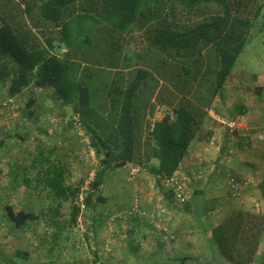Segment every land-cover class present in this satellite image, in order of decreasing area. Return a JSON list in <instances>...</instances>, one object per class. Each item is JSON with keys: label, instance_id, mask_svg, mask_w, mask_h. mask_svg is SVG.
Instances as JSON below:
<instances>
[{"label": "trees", "instance_id": "16d2710c", "mask_svg": "<svg viewBox=\"0 0 264 264\" xmlns=\"http://www.w3.org/2000/svg\"><path fill=\"white\" fill-rule=\"evenodd\" d=\"M263 7L260 0H0V85L7 86L9 94L15 97L32 86L51 88L60 108L66 109L60 114L63 125L65 122L74 131L79 117L99 160L96 168L92 167L96 169V178L85 198L88 209L97 212L107 203L103 189L112 171L138 164L159 180L168 190V197L176 199L175 190L164 182L180 177L187 191L189 181L179 172L205 112L183 103L175 105L174 93L172 99L162 96L159 102L169 106L171 113L157 121L144 140L143 135L150 128V123L144 122L145 111L161 80L155 77L159 69L156 67L155 72L140 66L125 80L127 70L120 71L122 62L117 58L129 48L126 45L130 35L147 31L157 58L163 55L174 60L162 62L170 68H162L165 74H158L175 83L184 75L197 79L195 67L206 66L204 54L210 50L217 59L212 96H223L232 69L251 34L253 18L260 17ZM88 32L92 39L87 37ZM87 58L93 63L103 60L95 65L115 69L113 74L120 76L105 82L100 96V107L107 110L109 104V112H114L107 119L93 118L97 97L92 87L94 74L81 67L84 66L81 60ZM146 63L151 66L152 62ZM255 92L264 97V87L258 86ZM36 107L37 98H30L26 103L29 118L37 114ZM142 147L147 148L146 159L141 156ZM35 150L32 167L37 170V178L33 188L46 194L48 204L39 214L17 204L7 205V217L17 230L30 222L56 227V241L63 230L58 219L63 205H72L74 222L82 213L79 195L85 179L77 185L70 184L69 165L60 163L55 149L38 146ZM39 150L43 152L38 154ZM29 179L25 182L30 188ZM203 200L204 210L192 203H187V208L203 224L215 264H264V214L235 210L212 227L206 215L215 211L218 203L215 199L208 202L204 197ZM134 217L140 225L141 216ZM17 256L26 260L29 253L19 251ZM213 260L184 257L179 261L213 264Z\"/></svg>", "mask_w": 264, "mask_h": 264}, {"label": "rangeland", "instance_id": "374dc122", "mask_svg": "<svg viewBox=\"0 0 264 264\" xmlns=\"http://www.w3.org/2000/svg\"><path fill=\"white\" fill-rule=\"evenodd\" d=\"M260 3L264 6V0H260ZM253 22L254 25L246 47L232 69V77L227 82V89L223 96H217L216 98L212 96L215 82L214 62L217 61L215 53L210 50L208 52L207 50L204 54L206 66L203 68L195 67V70L193 69L197 73V79L184 75L183 78L178 79L175 83H170L161 77L158 72L164 75L165 69L163 72L162 68L169 70L170 67L168 64L164 65L162 62H174V60H167L163 55H159L157 58L155 55L156 51L149 44L150 35L146 34L147 31H139L130 35L128 37V44L126 45L129 48H126L122 56L117 58L119 62H122L120 71L127 70L125 71L127 72L125 80L130 79L140 66L153 69L154 71L157 67L159 71H155L157 74H155V77L161 79L155 94L149 100L144 122H151L156 115L157 106L166 107L168 110L171 109L169 106L159 102V98L163 96V98L172 99V93L175 95V105L183 103L184 105H189L192 109H200L205 112L206 117L207 109L210 107H214L216 111H219L218 113L227 116V114L234 115V112L240 114V108L236 104L239 100L244 99L247 102L248 100L255 101L258 98L254 91L257 81L253 80L250 76L259 74L264 76V7L260 17L258 19L253 18ZM87 37L92 39L89 32ZM102 48L104 49L105 47L102 46ZM83 60H81L84 63V66L81 64L82 69L94 74L92 87H94L93 91L97 97L95 99L92 96L95 99L93 109L96 112L93 118L95 119L100 116L107 119L114 112H109V104H107V110L100 107V96H102L101 93L105 90V82L110 83L118 75L113 74L115 69L110 70L109 68H104V66L95 65L96 62H104L103 60L99 59L94 63L88 58L87 60ZM146 62H152L151 66ZM154 62L158 64L156 65ZM124 64L127 65L125 66L127 67L126 69H124ZM237 81H242L241 85L237 84ZM234 87L237 90L236 95L238 97H235L233 94ZM141 98H144V95H141ZM55 107L54 103V106L49 107L48 110L52 114H56V116L57 114L60 115L61 112H58L59 107L54 109ZM10 108H12L10 110L15 109L13 106ZM53 118L51 115L45 116L44 119L46 121L47 119L50 120V124H53L54 122H51ZM64 125H66L65 122ZM146 125L143 126V129H146ZM67 127L72 142L70 145L64 146L65 149H69L70 151L69 153L66 152L67 156L64 158L73 166L74 177L71 180L69 179L68 182L76 183L77 181L84 180L88 176V173L96 168L99 160L96 158L94 164L89 161L91 159V150L88 148V145L76 137V133L73 132L72 128ZM148 132V129H146L143 135L145 137L144 140H146ZM28 140L29 144L27 146L22 144L16 149L17 154L23 156L25 160L19 168L16 167V171H13L11 167L9 168V165L6 163H0V264H14L12 262L14 260L18 264H35V262L43 264H181L179 260L184 257H192L204 261H211L213 260L211 258H215L214 253L211 251L213 248L206 241V234L203 232L202 223L197 219L196 213L192 212V210L185 213L186 210L188 211L187 202L189 199L186 203H179L177 207L181 211V215H178L174 220H167L168 217L165 212L159 215V223L168 225L174 232L175 239H166L158 228H154L153 226L151 228L149 224L142 220L140 225L137 223L134 216L138 214L135 210L136 206H141L142 204L139 201L140 195L144 202H148L152 197L151 195L155 192L158 195L161 188L159 190L158 187L160 186H158L155 191H152L150 188H152V183H155L154 180L150 175H143L141 179L144 180V185L148 186L146 190H149V192H146L148 194H140L137 186L138 182L134 181L129 173L132 166L115 169L111 172L103 189V194L108 201L106 204L101 205L97 212L88 208L82 209V213L78 217L79 219L77 222H74L72 218V205L65 203L60 210L58 218L63 230L59 233L56 241H54V238L58 228H50L45 223L30 222L23 229H15L7 217V205L17 204L30 212L39 214L44 209V206L48 204L46 194L33 188V184H35V179L37 178L36 175L26 173L29 170V163L27 161L31 160L37 152L35 150L36 139L29 137ZM142 145L145 146V143H142ZM40 152L43 151L39 150L38 154ZM141 156H143V159L147 158L146 147H142ZM232 156L234 157V152ZM93 166L95 167L92 168ZM12 172H14L15 176H11ZM142 173H146L145 169ZM233 177L234 175H230L228 180L234 179ZM27 178H30L29 180L31 181L30 188L22 185L24 179ZM228 180H223V182L229 191L230 198H227L224 203L219 202L218 207H220V212H209L206 215L207 222L212 227L234 213V191L230 188ZM12 183L14 187L11 189ZM139 185L141 187V184ZM255 199L258 203L262 202L260 196ZM143 200L141 201L143 202ZM154 203L157 206L162 205L155 200ZM190 212L192 213L191 215ZM255 212L264 214V207L261 203ZM117 213L122 214V217L115 222H110L109 218L111 215ZM183 214L187 215L184 216ZM181 219H186L185 221L192 226L191 233L187 235V237H192V242H187L186 227L181 232L182 227L180 230H177L175 227L174 221L180 224ZM19 251L29 253L28 258L23 260L21 257H18ZM104 253L110 254L105 256ZM4 258L9 259L11 263L6 262ZM213 264H215L214 260Z\"/></svg>", "mask_w": 264, "mask_h": 264}, {"label": "crops", "instance_id": "0c3cea01", "mask_svg": "<svg viewBox=\"0 0 264 264\" xmlns=\"http://www.w3.org/2000/svg\"><path fill=\"white\" fill-rule=\"evenodd\" d=\"M250 77L257 81L254 91L258 86L264 87V76L259 74ZM240 83L242 81H237V84L241 85ZM236 91L234 87L233 94L235 97H238ZM32 97L37 98V114L33 118H29L26 103ZM257 97L255 101L248 100L247 102L242 99L236 103L240 108V114L247 115V120L245 128L238 131L234 137H230L227 131L221 127H218L215 131H209L207 127L210 121L207 120L205 115L203 116L196 136L186 154L184 165L179 172L185 178V181L186 179L189 181L187 196L189 195L190 197L188 196L189 200L187 203H192L194 207L197 205L200 211L204 210L203 207H205L204 197L208 202L215 199L218 204L219 202L224 203L227 198H230L229 191L223 182V180L227 181L230 175H234L233 178L242 185L241 191L234 194V211L243 209L246 211H256L260 203L264 207V185L262 186L264 184V97L261 98L259 95ZM49 98L50 100H48ZM9 100L15 102V107L13 108L17 110H10L12 108L3 107V103ZM54 103L56 106L54 109L59 107L58 112H61V114L66 112L65 108H60L58 100L51 88L42 89L32 86L15 97L9 94L7 86L0 85V163H6L9 165V168L11 167L13 171H16V167L19 168L25 162L24 157L18 155L16 149L22 144L27 146L29 144L28 139L31 137L36 139V147L46 146L49 149H55L61 159L60 163L69 165L70 172L68 173V181L74 177L73 166L64 158L67 156L66 152H70L64 146L70 145L72 142L71 135L68 132V127L63 125V120L60 119V115L57 114L56 116V114H52L48 110L49 107L54 106ZM164 108L166 110L164 113L170 114V109ZM67 111L69 110L67 109ZM51 115L54 117L51 121L54 122L53 124H50V120L47 119L46 121L44 119L45 116ZM234 115H237V113L234 112ZM234 115L227 114V117H233ZM3 141L5 143L1 145ZM233 152L234 157L232 156ZM32 161L33 157L27 161L29 163V170L26 173L36 174L37 170L33 169ZM13 175L15 176L14 172H12L11 176ZM143 175L149 176L150 174L148 172L140 173L134 179V181L138 182V190L142 195L143 193L149 192V190H146L148 186L146 187L144 180L141 179ZM150 177L155 182L152 183V188L150 189L155 191L160 186L158 189L160 190L161 188V191L158 192V195L155 194L156 192L153 193L149 199L150 202H144L140 195L139 198L143 200V202L140 201L142 203L141 207L148 208V210H155L159 215L165 212L168 217L167 220H174L178 215H181V211L177 207L179 206L178 200L173 197H168L170 196L167 192L168 190L159 180L155 179L152 175ZM192 180L194 181L192 182ZM79 182L70 184L77 185ZM13 183L10 186L11 189L14 187ZM139 184H141V187ZM22 185L25 187V179ZM255 195L257 197L260 196L262 202L258 203ZM154 200L160 202L162 205L157 206ZM188 211L186 210L185 213H188ZM216 212H220L218 205L216 210L211 213ZM183 215L185 216L187 214ZM185 220L181 219L180 224L174 221L175 227L177 230H180L182 227L180 232L186 229L187 242H192V237H187L191 233L192 226ZM222 222H218L216 226ZM168 224L170 223L168 222ZM145 226L147 227L148 225ZM150 227L152 228V226ZM104 255L108 256L105 253Z\"/></svg>", "mask_w": 264, "mask_h": 264}, {"label": "built area", "instance_id": "2783aa9c", "mask_svg": "<svg viewBox=\"0 0 264 264\" xmlns=\"http://www.w3.org/2000/svg\"><path fill=\"white\" fill-rule=\"evenodd\" d=\"M3 106L8 107V108L12 107V106L14 107L15 102L13 100H9V101L4 102ZM164 109H165L164 107L162 108L161 106H157L156 115L150 122V128L148 129L149 132H151L153 130L154 124L157 121H161L164 119L165 116H167L168 113H164V111H166ZM207 120L210 121L208 124V127H207V129L209 131H215L218 127H221L227 131V133L229 134L230 137H234L238 131L245 128L247 115L237 114V115H234L233 117H227V116H224V115L218 113L214 107H210L207 109ZM74 132L76 133V137H78L80 140H82L81 142H85L88 145V148L91 150V151L89 150L91 153V155H90L91 159H89V161H91L92 164H94L96 162L97 157L95 155V152L91 149L90 141L86 136L83 124L79 120V117H77V120L74 123ZM142 171H144V169L142 167L132 166L129 173H130L131 178L135 179L140 173H142ZM95 178H96V169H92L88 173V176L85 178V180L83 182L81 192L79 195V202L81 205V209H83V210L87 208L86 204H85V198H86V195H87L88 191L90 190V186L94 182ZM164 183L175 190L176 199L180 203H186V201L188 200V196L186 193L187 191H186L185 185H184V183H182V180L180 177H173L170 179H166ZM229 186L234 191V194H237L242 189L241 183L235 179H231L229 181ZM135 210L141 216L143 221L146 220L154 228H158L159 231H161L162 234H164L166 239L167 238H169L171 240L175 239V234L172 231V229L169 226L165 225L164 223H162V224L159 223L158 212H156L155 210H153V211L152 210H143V209H141L140 206H136ZM121 217H122V214L117 213V214L111 215L109 220H110V222H115L118 219H120Z\"/></svg>", "mask_w": 264, "mask_h": 264}]
</instances>
